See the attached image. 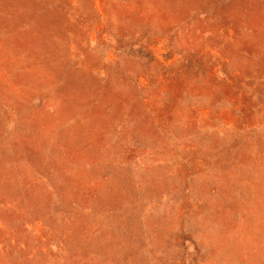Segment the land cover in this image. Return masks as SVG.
I'll list each match as a JSON object with an SVG mask.
<instances>
[{"label": "rangeland", "instance_id": "374dc122", "mask_svg": "<svg viewBox=\"0 0 264 264\" xmlns=\"http://www.w3.org/2000/svg\"><path fill=\"white\" fill-rule=\"evenodd\" d=\"M0 264H264V0H0Z\"/></svg>", "mask_w": 264, "mask_h": 264}]
</instances>
